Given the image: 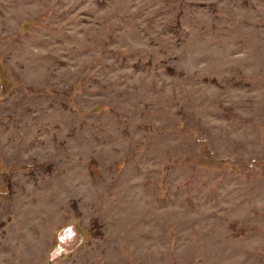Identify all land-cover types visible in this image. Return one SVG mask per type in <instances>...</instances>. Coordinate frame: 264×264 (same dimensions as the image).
<instances>
[{
    "label": "rangeland",
    "instance_id": "obj_1",
    "mask_svg": "<svg viewBox=\"0 0 264 264\" xmlns=\"http://www.w3.org/2000/svg\"><path fill=\"white\" fill-rule=\"evenodd\" d=\"M0 264H264V0H0Z\"/></svg>",
    "mask_w": 264,
    "mask_h": 264
},
{
    "label": "water",
    "instance_id": "obj_2",
    "mask_svg": "<svg viewBox=\"0 0 264 264\" xmlns=\"http://www.w3.org/2000/svg\"><path fill=\"white\" fill-rule=\"evenodd\" d=\"M66 230H70V228H67ZM65 230V231H66ZM81 234V233H80ZM81 237H82V242L85 240V238H84V236L81 234ZM53 256H55V257H57L58 256V254H56V252H53V254H52Z\"/></svg>",
    "mask_w": 264,
    "mask_h": 264
}]
</instances>
